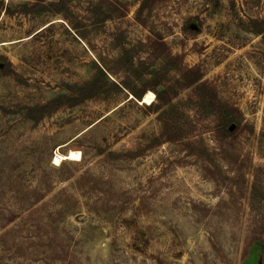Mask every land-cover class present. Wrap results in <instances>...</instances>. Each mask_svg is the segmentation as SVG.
Listing matches in <instances>:
<instances>
[{
  "label": "rangeland",
  "instance_id": "1",
  "mask_svg": "<svg viewBox=\"0 0 264 264\" xmlns=\"http://www.w3.org/2000/svg\"><path fill=\"white\" fill-rule=\"evenodd\" d=\"M263 254L264 0H0V264Z\"/></svg>",
  "mask_w": 264,
  "mask_h": 264
},
{
  "label": "bare ground",
  "instance_id": "2",
  "mask_svg": "<svg viewBox=\"0 0 264 264\" xmlns=\"http://www.w3.org/2000/svg\"><path fill=\"white\" fill-rule=\"evenodd\" d=\"M149 100V95L146 94L143 97V102H146ZM80 157V152L77 150H69L65 154H60L56 153L55 156L53 157V163L54 164H59L63 160H78Z\"/></svg>",
  "mask_w": 264,
  "mask_h": 264
},
{
  "label": "trees",
  "instance_id": "3",
  "mask_svg": "<svg viewBox=\"0 0 264 264\" xmlns=\"http://www.w3.org/2000/svg\"><path fill=\"white\" fill-rule=\"evenodd\" d=\"M160 91L159 90H157V89H155L154 90V93H155V95L157 96V97H160V93H159ZM139 98H140V96H139ZM39 109H41L42 111H43V113H46V111L48 112V106H42V107H40ZM223 121H224V124H222V126H224V129L227 127V125H229V124H231V122L232 121H234L233 120V118L231 117V116H228V115H224V117H223ZM225 124H226V127H225ZM226 130V129H225ZM227 132V131H226ZM227 133H229V132H227ZM260 264H264V254H263V256L261 257V261H260Z\"/></svg>",
  "mask_w": 264,
  "mask_h": 264
},
{
  "label": "water",
  "instance_id": "4",
  "mask_svg": "<svg viewBox=\"0 0 264 264\" xmlns=\"http://www.w3.org/2000/svg\"><path fill=\"white\" fill-rule=\"evenodd\" d=\"M160 89H161V88H158V90H159V91H160ZM231 125H232V124H231ZM229 129H232V126H230V128H229Z\"/></svg>",
  "mask_w": 264,
  "mask_h": 264
}]
</instances>
